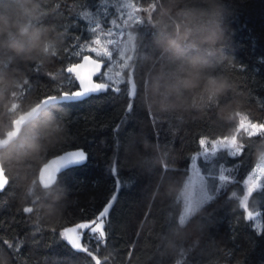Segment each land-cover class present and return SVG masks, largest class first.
Instances as JSON below:
<instances>
[{"label": "trees", "instance_id": "1", "mask_svg": "<svg viewBox=\"0 0 264 264\" xmlns=\"http://www.w3.org/2000/svg\"><path fill=\"white\" fill-rule=\"evenodd\" d=\"M38 2L42 14L35 23L59 37L55 54L9 61L0 52V73L16 69L27 81L11 98L19 113L48 95L77 89V81L69 82L67 67L84 55L78 49L95 44L106 29L119 37L122 0ZM130 2L131 57L124 60L118 41L108 45V55L85 52L107 62L103 79H97L113 88L48 106L45 110L66 127L63 139L25 177L6 173L9 182L0 192V259L7 264H264V174L253 188L248 181L264 156V129L251 133L245 128L264 124V0H224V52L231 62H218L214 72L228 76L234 91L202 112L173 114L147 110L140 95L146 70L140 58L146 52L158 55L153 21L161 0ZM190 3L205 6L202 0ZM131 80L135 97L130 96ZM229 104L232 112L225 118L220 110ZM224 137H233L239 151L232 154L224 147L209 153L212 196L181 222V192L192 161L205 143L210 146ZM76 147L88 152V161L59 174L56 187L64 197L56 205L57 214L49 215L24 189L30 181L35 196L43 199L40 166ZM111 197L116 199L105 244L103 238L87 239V251L75 250L66 240V229L90 220ZM250 212L259 215L260 229Z\"/></svg>", "mask_w": 264, "mask_h": 264}, {"label": "clouds", "instance_id": "2", "mask_svg": "<svg viewBox=\"0 0 264 264\" xmlns=\"http://www.w3.org/2000/svg\"><path fill=\"white\" fill-rule=\"evenodd\" d=\"M202 3L205 6H196L190 0H161L153 21L158 55L146 52L140 58L146 66L140 95L147 110L160 114L202 112L208 104L215 105L234 91L235 85L228 76L214 72L218 62H231L224 52L227 14L224 0H202ZM41 14L38 0L0 3V52L6 54L7 60L17 57L32 60L55 54L59 37L35 23ZM134 43L131 40L130 46ZM22 81L27 82L16 69L12 74L0 73V121L6 117V122H0V169L21 178L32 172L66 133L64 123L43 107L32 105L20 118L11 98ZM220 112L228 118L232 106L224 105ZM8 132L13 135L8 136ZM40 188L43 199L35 196L36 189L30 181L24 191L29 198L38 199L41 210L57 214L56 205L64 193L57 189L56 182ZM0 264L7 261L0 259Z\"/></svg>", "mask_w": 264, "mask_h": 264}, {"label": "rangeland", "instance_id": "3", "mask_svg": "<svg viewBox=\"0 0 264 264\" xmlns=\"http://www.w3.org/2000/svg\"><path fill=\"white\" fill-rule=\"evenodd\" d=\"M130 0H122L121 7H120V22H119V37L116 39L113 36L112 29H106L101 32V35L95 41V44L90 45L87 44L86 46L78 49V53H84L86 51H92L94 53H103L107 54L112 53V50L109 49L108 45L110 43H116L118 41L119 45L121 46L119 53L124 57V60L127 61L131 55L133 54V47L134 44H131L130 41L132 40V32L127 29V23L131 18L133 5L131 9ZM126 13V15H124ZM115 68V66H112ZM104 71V70H103ZM111 72V71H110ZM245 128L253 133L258 130L264 129V124H246ZM227 148L228 151L232 154L239 151V145L236 143L235 139L232 137H224L213 141L212 144L209 146L205 143L203 150L196 156L195 161L191 163L190 172L187 176L186 182L182 189L181 195L184 200V210L180 216V221L183 222L191 211L195 210L199 205L203 202L209 200L212 196V193L209 191L207 186L208 175L210 171L213 170V164L211 161V153L220 148ZM203 155V156H202ZM203 158V163L199 165V161ZM264 174V156L254 168L251 176L248 178L249 183L251 184L252 188L258 185L261 181V177ZM251 217L254 219V223L258 229L261 228L260 217L256 212L249 213Z\"/></svg>", "mask_w": 264, "mask_h": 264}, {"label": "water", "instance_id": "4", "mask_svg": "<svg viewBox=\"0 0 264 264\" xmlns=\"http://www.w3.org/2000/svg\"><path fill=\"white\" fill-rule=\"evenodd\" d=\"M106 64H107L106 61L102 59H98L90 53H86L81 57V59L78 62L69 65L67 67V72L75 78L77 83L80 84V88L70 91L71 94L74 96H78V95H82L86 91H90V90L97 91V93H91L88 96L79 99L82 100L93 94H99L101 92H104L109 87L113 88V86L109 82L100 81L97 79L98 74H101L103 72ZM70 92H62L59 95H48L42 98L38 103L34 105L46 109L48 106L52 104L64 102V101H60L59 99L61 97L67 96ZM130 96L131 97L136 96V85L133 80L130 81ZM23 113L24 112L20 113L21 119L23 118ZM12 135H13L12 132H8V136H12ZM77 150H83L88 155V152L84 148L76 147V148L64 150L47 159L39 168V172H38L39 183L43 186H47V185H52L53 182H56L59 174L66 170V169H62L65 163L69 159L73 158L74 152ZM75 166L77 165L70 166L69 168ZM8 182H9L8 175L3 169H0V189L4 190L8 185ZM3 190H0V192H2ZM26 211L29 212L30 208L26 209ZM93 231L98 232V234L102 238L106 237V234L103 231L102 224H96ZM81 232H83V225L79 223H75L69 226L66 229V240L68 244L72 246L75 250L80 252H85L88 250V245L83 242V239L80 235ZM102 244L103 245L105 244V240H102Z\"/></svg>", "mask_w": 264, "mask_h": 264}, {"label": "snow or ice", "instance_id": "5", "mask_svg": "<svg viewBox=\"0 0 264 264\" xmlns=\"http://www.w3.org/2000/svg\"><path fill=\"white\" fill-rule=\"evenodd\" d=\"M98 77L102 80L103 76L102 74H98ZM76 80L71 79V75L69 77V82L70 83H75ZM78 88H80V84L78 83ZM110 90V89H109ZM91 93H97L96 90H90L84 92L82 95L74 96L71 94V92L64 97H61L59 100L60 101H75L79 100L82 97L88 96ZM88 160V155L83 151V150H77L74 152L73 158L69 159L64 167L62 169H67L70 166L73 165H83L87 162ZM61 169V170H62ZM61 172V171H60ZM3 190V189H0ZM116 199V198H115ZM113 197L110 198V201L107 202L101 210H99L90 220H86L83 222H78L79 224L83 225V232L80 233L82 239H85L87 237L88 239H94L96 240L98 238V233L94 232L93 229L95 228L96 224H102L103 231L106 234V225L108 224V216L110 213V210L113 207V201H115Z\"/></svg>", "mask_w": 264, "mask_h": 264}, {"label": "flooded vegetation", "instance_id": "6", "mask_svg": "<svg viewBox=\"0 0 264 264\" xmlns=\"http://www.w3.org/2000/svg\"><path fill=\"white\" fill-rule=\"evenodd\" d=\"M96 233H98V232H96ZM98 238H102V237H100V235L98 234ZM87 239H88L87 237H85V239H83V242H84L85 244H87V242H86ZM103 240H104V238H103ZM87 245H88V244H87Z\"/></svg>", "mask_w": 264, "mask_h": 264}, {"label": "bare ground", "instance_id": "7", "mask_svg": "<svg viewBox=\"0 0 264 264\" xmlns=\"http://www.w3.org/2000/svg\"><path fill=\"white\" fill-rule=\"evenodd\" d=\"M80 252V251H79Z\"/></svg>", "mask_w": 264, "mask_h": 264}]
</instances>
